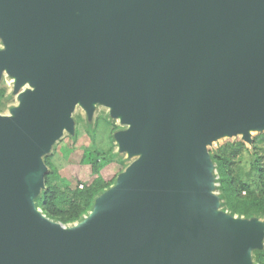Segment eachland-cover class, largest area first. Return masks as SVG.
<instances>
[{"label": "water", "instance_id": "95a60500", "mask_svg": "<svg viewBox=\"0 0 264 264\" xmlns=\"http://www.w3.org/2000/svg\"><path fill=\"white\" fill-rule=\"evenodd\" d=\"M0 264H249L255 218L218 210L207 143L264 130V0H0ZM80 103L138 155L71 228L33 199Z\"/></svg>", "mask_w": 264, "mask_h": 264}, {"label": "trees", "instance_id": "16d2710c", "mask_svg": "<svg viewBox=\"0 0 264 264\" xmlns=\"http://www.w3.org/2000/svg\"><path fill=\"white\" fill-rule=\"evenodd\" d=\"M3 93L1 89L0 99ZM258 136V141L264 140V132ZM258 141L255 137L250 149L243 141L225 142L209 154L218 173V199L223 200L222 204L230 215H243L246 219L264 216V148L258 145ZM244 152L248 154V169L243 174L245 179H242L233 171V163L242 158ZM43 161L48 171L45 172L40 195L34 197V205L49 219L63 224L83 220L84 215L93 209L97 197L115 183L117 175L126 167L124 161L114 159L113 154L103 156L95 153L88 160L83 157L72 165L77 184L71 190L55 182L59 180V175L48 156L43 157ZM84 173L93 174V180L81 182L79 176ZM256 259L257 264H264V249L256 251Z\"/></svg>", "mask_w": 264, "mask_h": 264}, {"label": "rangeland", "instance_id": "374dc122", "mask_svg": "<svg viewBox=\"0 0 264 264\" xmlns=\"http://www.w3.org/2000/svg\"><path fill=\"white\" fill-rule=\"evenodd\" d=\"M3 47V42L0 39V49ZM15 79L16 77L10 74L7 70L4 69L1 71L0 90L3 89L4 93L0 99V102L2 103V105H0L2 107L0 114H11L12 108L18 105V94L25 89L31 88L28 82L16 87ZM7 96H9L8 99L6 98ZM71 118L73 121L72 131L64 130L61 136L52 143L47 152L42 155V158L48 156L50 162L55 166L59 175V180H55V182L61 187L72 190L77 184L76 174L72 171V165H76L83 157L88 160L93 157L95 153L103 156L113 154L114 159H122L126 166L132 160L137 158L138 155L129 154L126 150L119 147L115 134L118 131L126 129L128 126L121 122L118 117L111 115L109 106L103 103H94L92 105L91 112L88 113L83 106L77 103L71 112ZM263 132L264 130L258 129H252L249 131L251 141H243L242 134L221 135L207 143L206 147L208 153L210 154L219 145L225 142L243 141L250 149L253 139L256 137V140L258 141V138H260L258 135ZM258 145L264 148V140L258 141ZM263 152L264 150L262 153ZM247 161L248 154L244 152L243 157L237 158L235 163H233V171L238 175L240 174V178L242 179H245L243 174L248 169ZM47 171L48 167L46 168V172ZM212 174L214 185L212 192L218 195L220 193L217 188L219 181L215 166ZM79 178H81V182L89 183L93 180L94 175L84 173L80 174ZM43 187L44 186L41 187L37 196L40 195ZM35 201L36 199H33L34 203ZM222 202L223 200L219 199L218 210L230 214V211L222 204ZM36 208L40 209L39 207ZM87 215L88 214L84 215V217ZM233 216L244 218L243 215L238 214H233ZM255 219L261 226L262 230L261 245L256 248H252L249 251V264H257L256 251L264 249V216L257 217ZM78 222L79 221H74L64 225L67 228H71Z\"/></svg>", "mask_w": 264, "mask_h": 264}, {"label": "bare ground", "instance_id": "6f19581e", "mask_svg": "<svg viewBox=\"0 0 264 264\" xmlns=\"http://www.w3.org/2000/svg\"><path fill=\"white\" fill-rule=\"evenodd\" d=\"M78 104H80V103H78ZM116 117H118L119 119H120V115H116ZM252 129H255V128H251V129H249L248 131H251ZM227 134V133H226ZM237 134H241V133H237ZM223 135H225V134H223Z\"/></svg>", "mask_w": 264, "mask_h": 264}]
</instances>
